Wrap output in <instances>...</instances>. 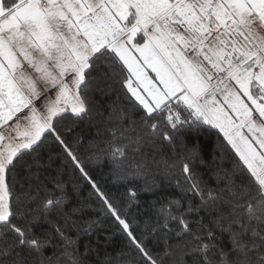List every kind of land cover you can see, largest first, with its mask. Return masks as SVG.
Here are the masks:
<instances>
[{
    "label": "snow or ice",
    "instance_id": "obj_1",
    "mask_svg": "<svg viewBox=\"0 0 264 264\" xmlns=\"http://www.w3.org/2000/svg\"><path fill=\"white\" fill-rule=\"evenodd\" d=\"M0 264H264V0H0Z\"/></svg>",
    "mask_w": 264,
    "mask_h": 264
},
{
    "label": "trees",
    "instance_id": "obj_2",
    "mask_svg": "<svg viewBox=\"0 0 264 264\" xmlns=\"http://www.w3.org/2000/svg\"><path fill=\"white\" fill-rule=\"evenodd\" d=\"M81 131H82V128H80V127L75 128L72 135H76V134L80 133ZM83 131H84L85 135L88 136L89 138L95 136V129L94 128L91 129L90 132L87 128H83ZM68 138L71 139L72 137L69 136ZM198 142L202 146L203 152H204L206 158H208L210 160L212 154L216 151L215 134L213 133L211 136L201 135L198 137ZM86 143H87V141H86ZM49 152H51V154L53 156V164H52L53 170L62 167L64 165V161L61 159V157L59 155V149L54 145L51 146V148H49L48 150H46L44 152L43 162L47 163ZM225 163H227V161ZM89 169L92 172V174L95 176L97 181L102 185V187L105 188V190H107L111 193H115L117 198L120 197L121 193H123V191H124V188H123V186L114 184L112 182V176H111L112 165L106 157H101V162L99 164L90 163ZM77 177H78V174L76 176H73L70 168L66 169V175H65L66 180L76 179ZM205 179H207V176H205ZM89 191H90V189L87 186H82L81 197L84 198L85 200H88L89 199V197H88ZM165 191H168V190L165 189ZM149 199H151V197H147L143 194L140 196V201H141V206H142L141 211H143V208L146 206L145 202ZM91 208L93 209V211L91 213H86L85 217H84L85 219H87L89 217V215L94 216L96 214V212H98V210H99V202L96 201L94 198L91 200ZM132 214L133 215L137 214L136 208L132 209ZM137 218L140 220L141 226H143L144 221L147 217L138 216ZM102 227L104 229L109 230L110 234L115 233L112 236V243L109 244L107 247V252L109 253L110 256L116 257V256H118V254L120 252L127 251V241L122 235H120L119 233L116 232V228L113 225V222L111 219H105ZM101 256H103V253H101ZM91 259L93 261H95L96 258L92 257Z\"/></svg>",
    "mask_w": 264,
    "mask_h": 264
}]
</instances>
